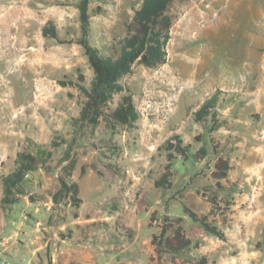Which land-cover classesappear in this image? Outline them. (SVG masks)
<instances>
[{
  "label": "rangeland",
  "instance_id": "obj_1",
  "mask_svg": "<svg viewBox=\"0 0 264 264\" xmlns=\"http://www.w3.org/2000/svg\"><path fill=\"white\" fill-rule=\"evenodd\" d=\"M79 1L0 0V172H7L16 150L35 152L31 140L53 150L51 157L39 155L24 182L28 195L15 205V212L0 208V229L7 231L0 238L17 232L14 238L29 246L28 253L44 245L36 260H53L52 247L58 246L60 236L72 235L68 224L74 208L48 201L58 159L73 138L76 179H81L84 198L79 210L95 217L94 239L103 234L100 250L108 260L102 264H192L201 255L210 264H264V0L171 2L168 60L156 68L136 63L123 79L141 118L137 128L118 129L104 119L94 127L75 121L83 98L70 82L80 73L87 84L93 77L76 41L81 35ZM141 1L92 0L94 42L110 51L119 49L128 30L139 29L133 15ZM46 24L56 27L59 40L43 35ZM214 94L215 123L210 116L196 121L194 111ZM175 133L190 144L188 157L176 154L169 169L171 186L157 187L155 181L167 172L168 163V151L160 146ZM54 139L59 147L52 148ZM218 156L236 169L237 181L231 183L228 174L219 180L213 176ZM242 163L248 168L243 176L237 169ZM81 165L92 172L82 177ZM127 188L133 191L125 196ZM212 195L215 215L210 213ZM26 200L38 204L39 211L26 209ZM137 200L143 206L140 212ZM184 205L209 213L225 239L205 231L185 213ZM135 207L129 229L140 220L142 231L159 234L170 222L172 234L180 224L192 243L179 254L158 251L152 242L124 250L119 229L125 211ZM21 222L29 224V236L22 235ZM96 258L100 264V254Z\"/></svg>",
  "mask_w": 264,
  "mask_h": 264
},
{
  "label": "trees",
  "instance_id": "obj_2",
  "mask_svg": "<svg viewBox=\"0 0 264 264\" xmlns=\"http://www.w3.org/2000/svg\"><path fill=\"white\" fill-rule=\"evenodd\" d=\"M92 0H80L78 4L80 12L81 35L77 42L83 47L87 55L89 65L93 70V77L89 84L85 77L80 73L77 80L70 83L76 85L83 98L79 116L75 121L80 126H97L102 119L113 128L121 127L137 128V123L141 118V112L138 110L132 92L127 89L123 79L133 72L134 65L141 63L149 68H156L165 64L168 60V44L171 39V29L174 24V18L169 13V4L175 0H142L140 5L134 9V20L139 24L137 32H131L119 41V49L113 48L111 51L104 46L98 45L91 38L90 4ZM43 35L59 40L56 27L52 24L44 25ZM63 85L66 82L60 81ZM118 97V99H116ZM217 95L214 94L206 99L195 111L194 118L201 121L210 116L215 123V107ZM110 103L113 106L109 108ZM109 108V109H108ZM65 141V140H64ZM35 152L25 148L16 153L14 160V169L8 174H0V180L3 186V195L0 199V208L6 212L12 209V206L19 203L23 195H28L24 187V182L30 171L35 169L39 163V155H45L46 158L53 154L52 149H48L42 144L31 140ZM56 139L52 140V148L60 146ZM73 138L67 142V147L63 155L58 159V164L62 165L59 175V187L52 195L54 205H71L77 208L82 203L80 197V186L77 181H68L72 176V171L77 164L74 157ZM160 147L168 151L166 164L167 172L155 181L157 187H170L171 162L176 158V154H183L184 159L188 157L190 144H185L178 133L173 134ZM204 148H200L199 151ZM67 161L65 164L64 162ZM231 165L228 159L218 156L215 161L213 176L219 180L227 176ZM85 166H81V173L84 174ZM219 185V182H217ZM30 199L34 201L33 196ZM212 207L210 213L215 215L216 205L214 195L211 196ZM183 210L190 218L199 222L205 231L220 238L225 239V233L219 225L212 222L210 214H199L187 205ZM77 212L73 213L77 217ZM153 218V217H152ZM168 220V219H166ZM181 218H178L180 221ZM167 225L161 228L159 234L152 237L153 243L159 246L158 251H168L173 254H179L186 250L192 243L191 238L187 237L183 227L179 224L175 227L172 234L168 233ZM192 264H210L206 255H201Z\"/></svg>",
  "mask_w": 264,
  "mask_h": 264
},
{
  "label": "crops",
  "instance_id": "obj_3",
  "mask_svg": "<svg viewBox=\"0 0 264 264\" xmlns=\"http://www.w3.org/2000/svg\"><path fill=\"white\" fill-rule=\"evenodd\" d=\"M17 151L18 150H16L15 154L13 155L11 165L8 168L7 172H5V174H8L9 172H11L14 169V160H15ZM66 162L67 161H65L64 164ZM78 165L79 164L77 163L75 168L72 171V176L68 177L67 180L68 181H77L79 183L80 197L82 198L81 204L83 205V202H84L83 199L84 198L82 197V193H81L82 192L81 179H79V180L76 179V176H77L76 172H77ZM61 167H62V165H60L58 167V171L55 174L57 177L56 178L57 181H56V185L53 189L52 195L54 194V192L59 187L58 182H59V175L61 174ZM239 168L242 170L239 175H242V173H244V170L248 169L247 167H245V163H242V166L237 167V169H239ZM235 170L236 169H234V170L229 169V171H228V177L233 179L231 183H233L234 181H237V178H238L236 176L237 172H235ZM80 172H81V170H80ZM89 172H92V170L88 171V173ZM2 173H4V172H2ZM88 173L85 170L82 177L86 176V174H88ZM0 174H1V172H0ZM28 175L26 177H28ZM133 179L139 180L134 175H133ZM247 180H248V178L245 179V181H247ZM96 189L97 188L94 186L92 191L95 192ZM38 190L43 192L44 188H42V189L39 188ZM132 191H133L132 188H127L124 191L125 196L130 195V193H132ZM2 195H3V186H2V190L0 192V197H2ZM50 198L51 199H49L48 203L50 205L54 204L52 201V196ZM20 202H21V200L19 201V203ZM19 203H16V204H19ZM144 203L145 202L143 201V205H144ZM81 204H80V206H81ZM15 205L12 206V209H11L12 212H15L14 211ZM65 206H71V205H65ZM79 207H77V208L73 207L74 212L76 211L78 215H77V217H74L72 215L73 219L68 224L69 228L73 230L72 235L70 237H63V238H62V236H60V238H59L60 243L58 244V246L56 245L55 247H52L51 255H53V258H52L53 260H36L35 255L38 252L42 251V249L44 248V245L37 246L33 249V251H30L28 253L26 247L29 248V246L27 244H25L24 242H22L21 240L16 239L17 234H18L17 232L14 235H4L3 237H1L0 241L3 243L2 251L4 252V254L9 259L10 263L11 264H96L95 261L98 260L96 258V256H98L99 254L101 256V258L99 259L100 264H102L104 262V260H108L107 257L104 256V254H102V252H101V250L103 249V246L99 244L100 242H102L101 240H103V234L101 233L99 236L97 235L98 237L96 239H94L96 237L95 236L96 231L92 230V227H93L92 222L95 221V217L87 216V214H84L85 211L79 210ZM136 207L138 208V212H140L141 208H143V206H141V204H139V200H137V202H136ZM136 207L134 209L129 210V211H125V217H124L125 219L123 220L122 227H120V229H119V231H123L122 234H120V235H121V238L123 239V242H124L123 245L126 248L124 250L141 249V242H143L144 244L147 242L153 243L152 237L154 234H157V232H155L154 230L150 231L147 228H144L142 231L140 229V220H137V221L134 220L133 225H135V227L132 229L128 228L129 227L128 221H130L129 217L132 216V214H133L132 210L135 211ZM25 208L32 210V211H34V210L39 211V209H40L38 204H36V206L34 204H29L28 200H26V207ZM7 213H9V211ZM127 217H128V219H127ZM37 223L39 224V222H37ZM23 226H24V223L21 222V225L19 226V228L21 229L22 235L29 236V224L25 225L24 227ZM59 228L62 229V228H64V226L61 225ZM2 231H4V233L7 232L6 229H0V235L3 234ZM140 236H143V238H145V240H141ZM14 237H16V238H14ZM16 241H17V245L15 244ZM104 246L106 247V244H104ZM31 253H32V257H30Z\"/></svg>",
  "mask_w": 264,
  "mask_h": 264
},
{
  "label": "built area",
  "instance_id": "obj_4",
  "mask_svg": "<svg viewBox=\"0 0 264 264\" xmlns=\"http://www.w3.org/2000/svg\"><path fill=\"white\" fill-rule=\"evenodd\" d=\"M138 174L136 175L138 178H140L141 176V170H137ZM2 245L3 243L0 241V264H11L9 259L7 258V256L4 254V252L2 251Z\"/></svg>",
  "mask_w": 264,
  "mask_h": 264
},
{
  "label": "bare ground",
  "instance_id": "obj_5",
  "mask_svg": "<svg viewBox=\"0 0 264 264\" xmlns=\"http://www.w3.org/2000/svg\"><path fill=\"white\" fill-rule=\"evenodd\" d=\"M170 81V80H169Z\"/></svg>",
  "mask_w": 264,
  "mask_h": 264
}]
</instances>
